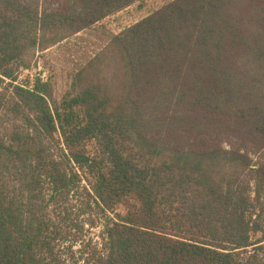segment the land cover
Instances as JSON below:
<instances>
[{
  "label": "trees",
  "instance_id": "trees-1",
  "mask_svg": "<svg viewBox=\"0 0 264 264\" xmlns=\"http://www.w3.org/2000/svg\"><path fill=\"white\" fill-rule=\"evenodd\" d=\"M138 1L0 0V264H77L55 219L74 199L101 216L91 264H264V0H169L59 98L16 82Z\"/></svg>",
  "mask_w": 264,
  "mask_h": 264
},
{
  "label": "rangeland",
  "instance_id": "rangeland-1",
  "mask_svg": "<svg viewBox=\"0 0 264 264\" xmlns=\"http://www.w3.org/2000/svg\"><path fill=\"white\" fill-rule=\"evenodd\" d=\"M166 1L169 0H140L103 18L89 29L79 31L46 50L35 52L29 67L19 69L16 82L22 84L25 78L39 77L49 81L53 97L59 98L68 91L72 75L106 49L108 34L120 33ZM100 68L101 77L109 78L112 68L106 64V59H102ZM88 69L86 67V71ZM85 150L88 153L94 150L92 141L86 142ZM257 157L254 155L253 159ZM127 209H134L132 200L118 205L115 212L124 215ZM55 219L61 233L57 247L61 257L77 264L86 261L91 264L100 247L101 216H95L92 210L81 205L80 200L74 199L56 213Z\"/></svg>",
  "mask_w": 264,
  "mask_h": 264
}]
</instances>
